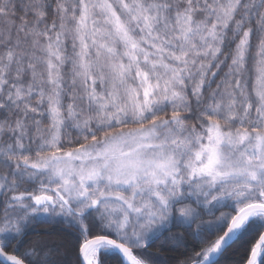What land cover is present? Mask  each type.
I'll return each mask as SVG.
<instances>
[{
	"label": "snow or ice",
	"instance_id": "obj_1",
	"mask_svg": "<svg viewBox=\"0 0 264 264\" xmlns=\"http://www.w3.org/2000/svg\"><path fill=\"white\" fill-rule=\"evenodd\" d=\"M188 236L264 264V0H0V264Z\"/></svg>",
	"mask_w": 264,
	"mask_h": 264
},
{
	"label": "trees",
	"instance_id": "obj_2",
	"mask_svg": "<svg viewBox=\"0 0 264 264\" xmlns=\"http://www.w3.org/2000/svg\"><path fill=\"white\" fill-rule=\"evenodd\" d=\"M38 231H52V228L47 225H42L38 228ZM34 239H40V237H34ZM185 244L186 247H176L175 250H172L174 246L169 244L167 246L169 250L158 252V243L156 247L151 249V251L159 258L161 264H181V262L187 258L185 253L190 255L192 249L197 247V242L191 236L186 237ZM246 254L247 239L235 243L232 247L228 248L227 251H225L219 258V264H244V257ZM69 256L70 258L68 259L71 262L74 257L71 254H69ZM106 264H116V261L109 259Z\"/></svg>",
	"mask_w": 264,
	"mask_h": 264
},
{
	"label": "rangeland",
	"instance_id": "obj_3",
	"mask_svg": "<svg viewBox=\"0 0 264 264\" xmlns=\"http://www.w3.org/2000/svg\"><path fill=\"white\" fill-rule=\"evenodd\" d=\"M68 258H70V256H68Z\"/></svg>",
	"mask_w": 264,
	"mask_h": 264
},
{
	"label": "water",
	"instance_id": "obj_4",
	"mask_svg": "<svg viewBox=\"0 0 264 264\" xmlns=\"http://www.w3.org/2000/svg\"><path fill=\"white\" fill-rule=\"evenodd\" d=\"M220 257H221V256H220ZM220 257H219V258H220Z\"/></svg>",
	"mask_w": 264,
	"mask_h": 264
}]
</instances>
